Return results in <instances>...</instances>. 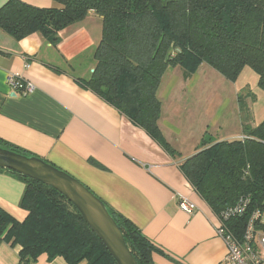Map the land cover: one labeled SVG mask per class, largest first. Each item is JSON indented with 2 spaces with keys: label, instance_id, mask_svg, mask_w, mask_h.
Here are the masks:
<instances>
[{
  "label": "crops",
  "instance_id": "1",
  "mask_svg": "<svg viewBox=\"0 0 264 264\" xmlns=\"http://www.w3.org/2000/svg\"><path fill=\"white\" fill-rule=\"evenodd\" d=\"M9 1L0 0V8ZM17 1L40 10L62 8L53 0ZM102 24V17L90 11L59 31L56 43L38 32L14 39L0 28V142L65 171L130 221L157 250L152 264H225L218 220L180 164L201 150L205 135L211 143L243 137L242 90L254 96L248 103V95H242L248 124L264 121L257 75L253 83L239 85L246 68L235 82L203 66L189 78L180 67L168 68L157 91L158 127L172 155L85 86L95 68ZM246 72L244 79H252ZM9 75L22 77L33 92L11 90ZM24 187L21 179L0 169V209L18 222L27 215L19 207ZM179 196L195 205L192 214L179 210ZM19 251V246L0 243V264H19ZM31 264L67 263L42 254Z\"/></svg>",
  "mask_w": 264,
  "mask_h": 264
},
{
  "label": "trees",
  "instance_id": "2",
  "mask_svg": "<svg viewBox=\"0 0 264 264\" xmlns=\"http://www.w3.org/2000/svg\"><path fill=\"white\" fill-rule=\"evenodd\" d=\"M53 1L62 8L40 10L10 0L0 8V28L14 39L38 32L56 43L59 31L88 12L101 16L95 68L85 86L172 155L158 127L157 91L168 68L180 67L189 78L206 65L229 82L250 68L264 92V0ZM239 103L243 138L211 143L205 135L201 150L180 164L215 216L241 198L249 199L250 209L264 206V121L251 127L242 96ZM0 146L27 154L2 142ZM9 172L25 185L19 207L27 215L18 222L0 209V243L20 247L19 264H31L42 254L67 264H115L60 193ZM108 210L137 264H152L155 247L130 221Z\"/></svg>",
  "mask_w": 264,
  "mask_h": 264
},
{
  "label": "water",
  "instance_id": "3",
  "mask_svg": "<svg viewBox=\"0 0 264 264\" xmlns=\"http://www.w3.org/2000/svg\"><path fill=\"white\" fill-rule=\"evenodd\" d=\"M0 168L56 190L78 211L115 264H137L106 205L77 179L43 159L1 146Z\"/></svg>",
  "mask_w": 264,
  "mask_h": 264
},
{
  "label": "built area",
  "instance_id": "4",
  "mask_svg": "<svg viewBox=\"0 0 264 264\" xmlns=\"http://www.w3.org/2000/svg\"><path fill=\"white\" fill-rule=\"evenodd\" d=\"M6 84L21 95H28L34 90L18 75H9ZM177 205L185 214H192L196 208L183 196L178 197ZM216 218V234L226 247L225 264H264V206L250 209L249 199L241 198Z\"/></svg>",
  "mask_w": 264,
  "mask_h": 264
},
{
  "label": "rangeland",
  "instance_id": "5",
  "mask_svg": "<svg viewBox=\"0 0 264 264\" xmlns=\"http://www.w3.org/2000/svg\"><path fill=\"white\" fill-rule=\"evenodd\" d=\"M203 67H205V68H207V69H210V70H212V71H214L213 69H211L209 66H206V65H203ZM244 71H249V72H251L252 73V79H244V78H247V72L243 75V72ZM242 73H241V75H240V81H239V85H240V83L241 82H245L246 80L248 81V82H251V83H253L254 82V79H255V77H256V74L250 69V68H246L245 70H244ZM215 73H217V72H215ZM218 74V73H217ZM256 91H257V93H258V96H259V94H261V95H264V92H262V90L261 89H257L256 88ZM241 95L240 96H244L245 94H247L248 95V103H251L253 100H254V96L249 92V91H247V89H244V90H242V92L240 93ZM239 95V94H238ZM251 95V96H250ZM259 96L258 97V105H262V99L264 98V96ZM239 96V97H240ZM243 99H246L245 97L243 98ZM245 104V103H244ZM246 107H247V105H245ZM226 117V116H225ZM237 139H239V138H237Z\"/></svg>",
  "mask_w": 264,
  "mask_h": 264
}]
</instances>
